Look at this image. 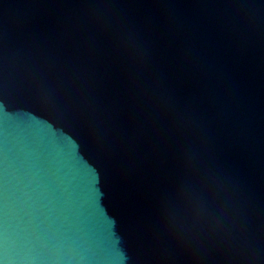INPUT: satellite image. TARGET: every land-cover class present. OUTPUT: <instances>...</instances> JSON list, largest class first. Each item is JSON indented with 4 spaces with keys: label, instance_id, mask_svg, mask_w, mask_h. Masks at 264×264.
<instances>
[{
    "label": "water",
    "instance_id": "obj_1",
    "mask_svg": "<svg viewBox=\"0 0 264 264\" xmlns=\"http://www.w3.org/2000/svg\"><path fill=\"white\" fill-rule=\"evenodd\" d=\"M0 264H264V0H0Z\"/></svg>",
    "mask_w": 264,
    "mask_h": 264
}]
</instances>
